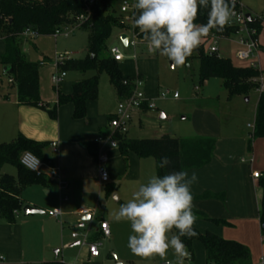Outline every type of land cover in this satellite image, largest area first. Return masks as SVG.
Instances as JSON below:
<instances>
[{
    "label": "rangeland",
    "instance_id": "rangeland-1",
    "mask_svg": "<svg viewBox=\"0 0 264 264\" xmlns=\"http://www.w3.org/2000/svg\"><path fill=\"white\" fill-rule=\"evenodd\" d=\"M124 0H112L110 13L127 26L126 20L129 14L121 12V5ZM129 3L132 0H126ZM264 13V0H239L237 15H250L253 19L260 18ZM234 21L232 17L231 22ZM78 21L65 23L59 29V33L51 36L25 37L20 36V43L23 53L28 62L39 64L45 62V66H39L38 73L40 78V98L47 107H53L57 102V87L52 82V74L60 73L57 65L54 63L56 54H69L71 59H82L87 55L89 34L84 30H75L71 32ZM79 23V22H78ZM232 24V23H230ZM127 30L116 28L113 30L111 38L108 40V48H118L125 56V59L118 64V67L124 76L136 77L138 73L145 75L144 86L139 89L150 97V103L155 108L147 111H139L134 114L130 124L128 139H154L164 135L176 137L178 139L210 138L217 141L216 162L222 167L231 166L232 169H240L243 165L242 158L250 159L247 150L248 141L251 138V130L248 125L255 124V112L259 100V92L251 91L248 96L238 95L230 99L227 91L223 87V81L220 79H211L204 84L199 83L200 61L192 59L187 66L173 67L172 63L159 54L149 53L147 46L139 44L137 48L125 47L120 40V35ZM5 34L0 30V58L4 50ZM239 35H232L227 39H218L215 37L204 38L205 48L209 53L212 46H216L219 57L228 59L233 65L238 67L249 66V62H240L236 58L239 50L236 41ZM259 45V61L264 69V27L257 38ZM136 55V58L133 56ZM65 84L58 87L64 94L68 84H74L76 79L82 78L77 72H66ZM88 78L95 77L98 81V97L91 101L87 106V116L100 119L102 122H108L107 117L116 113L119 103L116 91L111 84L108 72L105 69H99L96 72H90L86 75ZM10 74L4 73V67L0 64V144H8L18 137V119L11 112L10 104L17 100L16 85L11 82ZM178 93L179 98L174 99L173 94ZM165 94V97H162ZM249 99L246 102V99ZM10 107V108H9ZM36 112L48 116L37 108ZM38 110V111H37ZM67 112L65 115L64 112ZM74 121L72 118V107L70 105L61 106L58 112L60 118ZM164 116V118H162ZM48 120L54 122L47 117ZM99 134H97L98 138ZM28 138V137H27ZM30 139V138H29ZM36 141V140H35ZM39 142V141H37ZM47 144V142H41ZM48 145L45 152L49 155ZM253 149L255 168L258 173H264V139H255ZM149 166L144 169L145 178L142 182L125 181L119 182L117 190L113 193H106L100 202L99 215L106 218L108 214L113 217V213L118 210L119 202H125L131 198L132 193L136 191L140 184L157 174L156 161L154 158L144 159ZM249 161V160H248ZM129 168V167H128ZM0 175H7L13 178L17 177L16 168L12 164H6L0 168ZM25 191V197L34 194ZM46 195L45 192L42 195ZM119 196V200L113 199V195ZM107 203L109 206L107 207ZM52 207L51 197L47 196L42 210L47 213ZM92 211V210H89ZM21 216L24 214L20 212ZM19 215V217H21ZM18 218V216H16ZM95 220L91 218L85 224L84 228L78 229L80 234L84 235L96 230V222L90 227L89 224ZM231 226L227 227L228 229ZM129 235L131 228L129 226ZM175 231V230H174ZM129 236H112L113 243H108L107 239H100V251L105 259V264H165L170 261L175 264L174 253L169 250L166 259L159 256L142 258L134 255L127 246ZM234 241V240H233ZM248 241L252 245L260 243V233H251ZM257 241V242H256ZM90 242V240H89ZM240 243L238 241H234ZM194 261L185 260V264H205V255L201 243H194ZM250 251L251 248L247 246ZM80 246L72 249H79ZM258 253V252H257ZM252 255V252H251ZM257 259V264L259 263ZM32 257V256H31ZM29 258V257H28ZM32 261L34 258H32ZM253 264V262H252Z\"/></svg>",
    "mask_w": 264,
    "mask_h": 264
},
{
    "label": "trees",
    "instance_id": "trees-1",
    "mask_svg": "<svg viewBox=\"0 0 264 264\" xmlns=\"http://www.w3.org/2000/svg\"><path fill=\"white\" fill-rule=\"evenodd\" d=\"M112 0H94L93 5L88 6L87 0H0V30L5 34L4 53L1 55L0 64L9 68L12 77L11 82L17 88V100L19 105L38 108L45 111L49 118L56 121L58 109L61 106L71 104L73 106L72 118L82 120L87 116V105L98 97V81L95 77L88 78L90 72L105 69L110 77L118 100L129 98L133 91V81L136 77L124 76L108 48L107 42L111 38L113 30L119 28L125 30L127 26L122 25L114 15L110 13ZM238 6H234V14ZM208 9L201 8L198 23H206ZM135 9L133 16L137 15ZM86 16L87 20L76 23L71 32L84 30L89 34L87 55L82 59H70L58 65L61 72H77L82 78L73 85L72 93L63 94L57 88V102L53 107H46L40 98V78L38 69L40 64L28 62L21 48L20 36L26 31L36 36H51L61 26L71 21H77L80 16ZM249 26L261 33L262 26L249 21ZM135 31L140 32L134 25ZM237 27L229 24L222 32L211 30L209 36L218 39H227L234 35ZM143 39V34L141 35ZM158 54V53H156ZM192 59L200 61L199 83L204 84L211 79L223 81V87L230 99L238 96H248L255 90L257 84L253 79L264 74L249 66L238 67L228 59L219 57L215 53H207L205 43L188 58L187 63ZM259 100L255 112L254 130L248 141L247 150L251 151L252 142L255 139H264V92L259 94ZM147 111V106H143ZM112 118H109V121ZM107 134L101 130L100 135ZM113 139L118 143V150L123 157L126 167H129V154L133 153L141 159L154 158L158 175H164L171 171H190L202 169L209 165L215 157L217 141L210 138L178 139L164 135L154 139L131 140L126 135L114 134ZM88 153L96 160L98 146L95 142L86 141L83 143ZM47 144L40 143L20 134L17 139L8 143L0 144V168L6 164H12L17 171V177L0 175V218L9 225L16 223V216L22 211L25 203L22 199L23 192L33 186L48 187L51 179L43 174L36 176L21 165V157L24 153L30 152L47 166H53L50 159L44 155ZM163 157L171 161L166 168H159ZM258 186L261 190V201L259 210V222L261 237L264 242V174L258 179ZM194 202L217 200L224 202L225 194L211 192L202 195H194ZM198 219L196 222H206L218 227H229L231 224L223 219H214L206 213L194 208ZM197 236L188 238L182 237L183 243L190 252L191 260L194 261V243H201L205 255V264H252L250 249L241 243L226 240L212 231L200 232ZM46 264H62L60 262H49Z\"/></svg>",
    "mask_w": 264,
    "mask_h": 264
},
{
    "label": "crops",
    "instance_id": "crops-1",
    "mask_svg": "<svg viewBox=\"0 0 264 264\" xmlns=\"http://www.w3.org/2000/svg\"><path fill=\"white\" fill-rule=\"evenodd\" d=\"M41 63L44 64L41 67L46 65L45 62L39 64ZM139 75L144 77L145 82V75L138 73L136 76ZM79 80L80 78L76 79L75 83ZM74 84L70 83L66 86L65 95L72 93ZM146 97L151 100L147 94ZM68 105L72 107L73 114V106ZM10 107H12L10 113L18 119V135L22 134L34 141L47 142L50 153L48 155L44 151V155L52 161V167L58 173V179L48 176L51 179V184L48 187L33 186L26 189L25 191L28 193L33 191L34 194L23 199L24 191L23 202L25 205L29 204L41 209L47 196H50L52 207L48 212L58 209L61 215L54 218L48 216V212L43 215L23 216L19 213L14 225H9L0 218V264H46L49 262L105 264L101 251L98 258H91L88 249L81 244L83 235L78 232V229L85 227L82 219L89 217L81 216L80 212L82 210L95 212V216L91 217L95 220L89 224L91 227L96 222V230L89 233L90 242L100 243V239H102L99 231L100 222L109 224L111 235L108 238V243L110 244L113 243L112 236H129L130 224L128 222H116L110 214H108V221L99 215L100 202L107 192L116 191V184L123 180L142 182L145 178L144 169L149 164L131 153L128 157L129 168L127 169L118 149L105 148L104 153L108 161L104 167L109 174V181L102 183L99 166L83 143L86 141L95 142L97 134L100 135L101 130L110 132L109 118H113L114 115L107 117V124L100 119L90 118L89 113L82 120L72 121L68 118L62 119L60 116L58 121L51 122L48 120V116L36 112V109L19 105L18 100L12 102ZM64 113L67 115L66 111ZM253 142L249 152L251 153L250 159L242 158L243 166L240 169H232L229 165L222 167L218 164L216 162V146L215 157L209 165L187 172L189 176L195 172L198 177V181L191 186L192 194L202 195L207 192L225 194L224 202L217 200L196 201L194 202L195 209L206 213L211 218L223 219L231 224V229H228L206 222H196L194 228L200 232L212 231L226 240L238 241L249 246L252 252V262L257 264L258 254H260V258L264 256V242L259 222L261 190L258 186L259 180L253 178V173L257 172L254 158V153L257 150L253 149ZM52 143H57V147L53 148ZM59 182L65 183L66 187L60 186ZM43 192L46 195H42ZM108 206L109 203H107ZM258 232L260 233V243L252 245L248 241V236L251 233L258 235ZM73 234H77L78 237L73 239ZM77 246L81 247L80 250L72 249ZM32 258L36 261H32Z\"/></svg>",
    "mask_w": 264,
    "mask_h": 264
},
{
    "label": "clouds",
    "instance_id": "clouds-1",
    "mask_svg": "<svg viewBox=\"0 0 264 264\" xmlns=\"http://www.w3.org/2000/svg\"><path fill=\"white\" fill-rule=\"evenodd\" d=\"M134 7L138 13L134 25L143 34L147 50L166 57L173 67L187 66L188 58L211 30L222 32L234 15L233 0H135ZM201 8L208 9L206 23L197 22ZM170 163L163 157L159 168ZM197 181L195 172L189 176L185 170L153 175L119 205L113 218L130 224L127 246L134 255L166 259L171 250L175 264L190 260L181 238L198 235L191 191ZM113 199L119 200V196L114 194Z\"/></svg>",
    "mask_w": 264,
    "mask_h": 264
},
{
    "label": "built area",
    "instance_id": "built-area-1",
    "mask_svg": "<svg viewBox=\"0 0 264 264\" xmlns=\"http://www.w3.org/2000/svg\"><path fill=\"white\" fill-rule=\"evenodd\" d=\"M88 6L93 5L94 0H87ZM234 6H238L239 8V0H233ZM135 0H132V2H128L126 0L123 1L121 5V12L123 14H129V17L126 20L127 30L130 35L126 34L128 36V46L132 48H137L139 44L146 46V42L144 39L141 38L142 33L136 32L134 27V11H135ZM87 20V17L82 15L77 18V21L79 23L84 22ZM249 21H252L253 23H258L262 27H264V13L260 18L253 19L251 17L250 20H247L246 16L237 15V12L234 14V21L232 22V25L237 27V31L235 35H239V39L236 41V44L239 48V50L236 53V58L240 62H249V67L258 70L259 72H262L264 69L261 66V63L259 61V45H258V30L254 27L249 26ZM59 30L56 31L55 34H58ZM54 34V35H55ZM23 36L25 37H37L34 33L30 31H26ZM207 38V37H205ZM211 53H217L218 49L216 46H212L209 50ZM110 54L112 58L120 63L125 59V56L121 53V51L114 47L110 49ZM133 58H136V55L133 56ZM71 57L69 54H56L55 55V64L58 65L64 63L65 61L70 60ZM44 65L43 63L40 64V66ZM59 71V70H58ZM52 74V82L53 84L58 88L62 85L64 82V79L66 78V72H61ZM254 84H257L258 88L257 91L259 94L264 92V74L261 73L259 77L252 80ZM134 85V91L132 95L129 98L119 100V103L117 105L116 113L114 114L113 118L109 121L108 128L110 129V132L107 134L99 135L98 138L95 140V143L98 146V156L96 159V162L99 166V176L100 181L102 183H106L109 181V174L104 167L105 163L108 161L106 154L104 153L105 148L110 149H118V143L116 140L113 139L114 134L119 135H127L130 129V124L133 119V116L135 113L142 111L143 106H147L148 110H152L155 108V105L153 103H150L151 100H149L146 97L145 92L139 91L140 88L144 86V80L141 78H135L133 81ZM165 94H162V97H165ZM174 99H178L179 95L178 93L173 94ZM248 128L253 132L254 125H248ZM114 145V147H113ZM52 147L56 148L57 143H52ZM21 165L29 170L32 173H35L36 176H42L43 174H46L50 178H57L58 179V173L52 166L45 165L41 160H39L36 156H34L30 152H26L21 157ZM262 177V175L258 172L253 173V178L258 180ZM60 186L66 187V184L63 182H59ZM48 216L57 218L61 215L60 210L55 209L47 213ZM80 215L85 217L88 216L89 218L95 216V212L88 211V210H82L80 212ZM99 231L101 233L102 239H107L110 237V227L107 222H100L99 225ZM89 233L90 231L84 235L83 240L81 241L82 246H85L88 249L89 255L91 258H98L100 256V246L101 243L99 242H89ZM73 239H76L78 237L77 234L72 235ZM2 260V258H1ZM165 264H172L170 261L165 262ZM260 264H264V256L260 258Z\"/></svg>",
    "mask_w": 264,
    "mask_h": 264
},
{
    "label": "water",
    "instance_id": "water-1",
    "mask_svg": "<svg viewBox=\"0 0 264 264\" xmlns=\"http://www.w3.org/2000/svg\"><path fill=\"white\" fill-rule=\"evenodd\" d=\"M247 20H250L251 19V16L250 15H247L246 16ZM120 40L121 42L123 43V45L125 47L128 46V36L126 34H122L120 35ZM9 68H4V72L7 74L9 72ZM249 99L247 98L246 99V102H248ZM162 118H164V116H162ZM22 213L24 215H43L45 212L39 208H36V207H33L29 204L25 205L22 209ZM89 218H84L82 219L83 222H85L86 220H88Z\"/></svg>",
    "mask_w": 264,
    "mask_h": 264
}]
</instances>
